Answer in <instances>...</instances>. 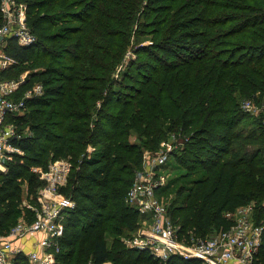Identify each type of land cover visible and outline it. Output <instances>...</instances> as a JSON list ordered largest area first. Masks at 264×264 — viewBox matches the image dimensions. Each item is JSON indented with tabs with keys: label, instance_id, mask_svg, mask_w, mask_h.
I'll return each instance as SVG.
<instances>
[{
	"label": "trees",
	"instance_id": "obj_1",
	"mask_svg": "<svg viewBox=\"0 0 264 264\" xmlns=\"http://www.w3.org/2000/svg\"><path fill=\"white\" fill-rule=\"evenodd\" d=\"M21 1L36 42L8 41L17 64L0 79L29 72L17 95L36 84L44 93L10 118L28 134L14 141L23 155L0 171L1 235L34 222L22 184L37 198L41 171L64 159L60 192L75 207L57 264H199L124 243L140 224L125 197L143 155L173 136L170 163L184 174L168 210L182 240L227 229L225 215L242 206L264 218V121L241 108L264 98V0ZM256 258L264 264V236Z\"/></svg>",
	"mask_w": 264,
	"mask_h": 264
},
{
	"label": "built area",
	"instance_id": "obj_2",
	"mask_svg": "<svg viewBox=\"0 0 264 264\" xmlns=\"http://www.w3.org/2000/svg\"><path fill=\"white\" fill-rule=\"evenodd\" d=\"M10 39H15L23 47L36 42L27 24V5L18 0H1L0 72L17 64V60L5 51ZM25 81L24 76L18 80L0 79V171L4 173L16 155H23L14 141L28 134L27 130L19 132L10 118L24 115L26 102L44 93L43 86L36 84L18 96ZM241 108L244 113L262 117L264 121V98L247 100ZM170 140L177 142L175 136ZM176 149L178 145L171 143L167 149L160 148L155 154L144 153L142 168L135 174L125 197L126 204L140 216L138 229L129 237L126 246L146 251L162 262L178 256L199 264H255L263 242L264 218L257 221L253 205L242 206L230 213L231 225L207 239L191 238L186 242L179 237L167 205L159 198L167 186L164 169ZM70 173L71 164L64 159L50 163L46 171H41L40 179L44 185L37 192L39 204L35 208L28 207L35 214V220L33 223L20 220L7 235L0 234V264H15L20 255L27 258V264H57L65 215L75 207L74 201L60 192ZM262 207L264 209V202ZM36 237L33 249L26 252L22 241Z\"/></svg>",
	"mask_w": 264,
	"mask_h": 264
},
{
	"label": "rangeland",
	"instance_id": "obj_3",
	"mask_svg": "<svg viewBox=\"0 0 264 264\" xmlns=\"http://www.w3.org/2000/svg\"><path fill=\"white\" fill-rule=\"evenodd\" d=\"M19 2H22L21 0H18ZM24 3V2H22ZM133 59H136L137 57L136 56H132ZM125 68L122 69V71L124 70ZM144 73H147L148 75L150 73L153 74V71L151 72L150 70L148 69H144L143 70ZM28 73L29 72H24L20 75V78L21 77H25V79H27L28 77ZM18 78V79H20ZM17 79V80H18ZM119 80H123L122 77L119 78ZM127 83H130L129 81L126 80ZM250 117H253V118H257L259 116H255V115H252ZM250 120H254L252 118H247L246 120L242 121L243 123L247 121V123L250 122ZM171 139V138H170ZM166 140L164 143H162L160 145V148H163V149H167L171 143L177 145V142H174L172 140ZM179 147V146H178ZM164 173H165V176H166V180H167V186L166 188L161 192V194L159 195V198L161 201H163L167 207L170 206V204L174 201V191L178 188V186L183 182V180H180L181 176L184 174V170L182 168H178L174 163H170L169 166H166V168L164 169ZM21 195H22V207L26 208V209H29L28 207L31 206L33 208H35L36 206H38L39 202H38V199L34 196H28V188L26 186V184H22V189H21ZM30 210V209H29ZM229 214L230 213H227L225 215V217L227 219H229ZM211 235H213V233H210L207 237H210ZM133 236V235H131ZM126 240H124V243L126 245V242L127 240L129 239L128 238H125Z\"/></svg>",
	"mask_w": 264,
	"mask_h": 264
},
{
	"label": "crops",
	"instance_id": "obj_4",
	"mask_svg": "<svg viewBox=\"0 0 264 264\" xmlns=\"http://www.w3.org/2000/svg\"><path fill=\"white\" fill-rule=\"evenodd\" d=\"M35 239H38V238L37 237L36 238H30V239L28 238V240L22 241V244L21 243L20 244L24 246V249L26 252H30L34 247Z\"/></svg>",
	"mask_w": 264,
	"mask_h": 264
}]
</instances>
